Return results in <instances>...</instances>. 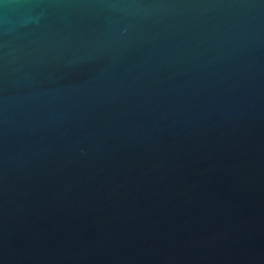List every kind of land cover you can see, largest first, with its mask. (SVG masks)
Segmentation results:
<instances>
[{
  "label": "water",
  "instance_id": "95a60500",
  "mask_svg": "<svg viewBox=\"0 0 264 264\" xmlns=\"http://www.w3.org/2000/svg\"><path fill=\"white\" fill-rule=\"evenodd\" d=\"M0 264H264V0H0Z\"/></svg>",
  "mask_w": 264,
  "mask_h": 264
}]
</instances>
